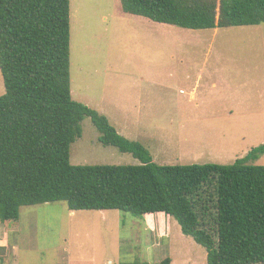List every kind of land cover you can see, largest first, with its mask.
<instances>
[{"label": "rangeland", "instance_id": "1", "mask_svg": "<svg viewBox=\"0 0 264 264\" xmlns=\"http://www.w3.org/2000/svg\"><path fill=\"white\" fill-rule=\"evenodd\" d=\"M71 90L158 164L234 163L264 144V23L190 29L126 14L120 0H71ZM99 138L86 117L71 163H141ZM20 211L0 222V264H208L173 216L154 215L152 232L148 215L122 210L56 201Z\"/></svg>", "mask_w": 264, "mask_h": 264}, {"label": "trees", "instance_id": "2", "mask_svg": "<svg viewBox=\"0 0 264 264\" xmlns=\"http://www.w3.org/2000/svg\"><path fill=\"white\" fill-rule=\"evenodd\" d=\"M120 2L126 14L183 28L264 23V0ZM0 70V222L19 220L23 206L56 201L72 211L163 212L206 248L208 264H264V164L253 162L264 144L231 164L155 162L141 142L73 99L71 0H0ZM86 117L104 145L141 163L72 164Z\"/></svg>", "mask_w": 264, "mask_h": 264}, {"label": "crops", "instance_id": "3", "mask_svg": "<svg viewBox=\"0 0 264 264\" xmlns=\"http://www.w3.org/2000/svg\"><path fill=\"white\" fill-rule=\"evenodd\" d=\"M136 16H138V15H136ZM141 17H143V16H141ZM146 215L149 216V219H150L149 224L151 225V226L148 225V229H149V231L151 230L152 232L154 231V228L156 227L155 226L156 225V219L153 217L154 215L156 216L157 220H159L160 223H164V224L168 221V216H169L163 212H158L155 214H146ZM159 230H160L159 234H164L166 232L165 228L162 231V227ZM172 264H174V259H172Z\"/></svg>", "mask_w": 264, "mask_h": 264}]
</instances>
